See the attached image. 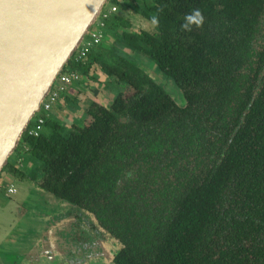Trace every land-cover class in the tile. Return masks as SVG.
I'll return each instance as SVG.
<instances>
[{
  "label": "trees",
  "instance_id": "trees-1",
  "mask_svg": "<svg viewBox=\"0 0 264 264\" xmlns=\"http://www.w3.org/2000/svg\"><path fill=\"white\" fill-rule=\"evenodd\" d=\"M194 8L203 26L181 31ZM141 13L149 23L159 15L155 32L133 33L116 14V45L155 62L186 105L138 57L112 47L115 65L100 62L102 69L134 93L90 110L93 120L70 132L38 113L29 127L46 117L42 134L26 132L15 154L26 145L43 166L44 187L90 210L123 244L117 264H226V247L242 251L244 236L229 212H264V0H151ZM79 68L88 74V65Z\"/></svg>",
  "mask_w": 264,
  "mask_h": 264
},
{
  "label": "flooded vegetation",
  "instance_id": "flooded-vegetation-1",
  "mask_svg": "<svg viewBox=\"0 0 264 264\" xmlns=\"http://www.w3.org/2000/svg\"><path fill=\"white\" fill-rule=\"evenodd\" d=\"M119 2L122 6H119L118 11L105 22L101 42L88 53L82 63L84 67H87V65L89 66L88 74L84 73L83 70H80V80L68 85L66 92L60 96L58 105L56 107L54 105L53 109L49 113V116H53L57 119L56 113L61 102L64 98H66V96H73L67 104V107L71 109L73 116L71 118L62 117V119H59L61 126L64 127L66 131H73L75 127L84 128L86 123L93 120L92 116L89 115V111L92 109L110 110L118 93L124 92L126 95L134 93L132 88L119 84L116 82L117 78L114 79V77L107 75L102 69L100 62L108 65H115L114 60L116 55L114 49H111L112 47L126 53L127 56L138 57V60L142 59V62L148 61L147 63H155L148 57L142 56L141 54L133 55L132 49L126 47L124 43L123 48H120L118 44L116 45L117 40L120 38L114 34V31H111L109 26L110 23H115L116 26L119 25L118 20H116V14H119L126 19L127 24H130L131 27L128 28H131L133 33L139 34L141 30L152 33L155 32V25L151 22L147 23L141 13L142 8L151 3V0H134L131 7L128 5V0H119ZM135 18L141 19V22L135 20ZM262 23H264V18L262 19ZM262 29L263 32L258 36L259 41H257L260 43L263 42L262 40L264 39L262 36L264 34V28L262 27ZM255 46L257 48H255L256 51H263V49L259 48L258 44ZM104 49H110V51H103ZM101 51L105 52L103 54L104 56L102 55L94 61L93 55H97ZM137 63L140 64L139 62ZM101 77H103V79ZM156 83L161 85L158 82ZM81 84L87 85V92H83L82 90L81 92L78 91L79 85ZM177 87L180 89L179 86ZM71 91L76 92L72 95L70 94ZM182 94L186 103L183 91ZM52 111L55 115L52 114ZM82 115H86V117L83 116L81 118ZM84 118L86 119L85 121H83ZM245 142H252V140L247 139ZM239 149L240 153L244 154V146H240ZM27 161H32L30 158L29 148L26 145H22L20 146L19 151L14 154L11 161V168L14 170L9 168L2 172L0 177V202L3 203L4 207L8 206V210L11 213L9 211L7 212H9V215L12 216L13 219L16 218L14 221L16 222V225H14L16 233H20L21 231H35V229L29 226L38 217L36 212L40 211L41 208L46 207L47 203L44 201L45 197H41L39 195L36 199L28 198V200L25 199L22 202H19L20 200H16V198L14 200L15 195L18 193V188L15 187L16 191L14 193L9 191L11 187L7 186L9 178L17 177L19 179H25L27 183L30 182L33 186H36L37 190L40 189L46 192V195H49L47 197H53V201L60 202L59 206L63 205V203L72 205V207L70 206V208L61 211L64 213L59 215L57 222H53V226L48 231H45L47 234L42 240H40V247H35L36 251L30 254L33 263L37 264L40 259H44L49 262L60 258L61 264H91L92 260L102 262V264H117L116 260L119 253L123 250V244L112 236V234L101 224L97 216L90 210L75 204L73 205L63 198L58 196L56 197L51 194L43 185L44 169L42 164L32 161L34 165L33 163L30 165ZM248 163L251 168L255 167L253 162ZM23 188L24 184L23 186L20 185V192ZM241 211L242 212H229V214L237 217L240 221L239 224L243 228L244 236L241 243L242 251H232L226 247V264H264V212H247L249 210ZM39 217L43 219L44 215L40 214ZM20 219L31 223L22 225L18 223ZM28 227L29 229H27ZM9 228L12 229L14 227L9 226ZM67 229L72 231L71 236L72 238H75L73 241L78 245V247H82L80 252L82 253L81 255L84 254L85 257L81 258L80 254L74 255V253L65 248L68 244L64 241L63 235H59ZM229 232L230 229L229 231L228 229H224L222 231V236L224 234L227 235ZM5 234L6 231L0 232V237H3ZM105 240L108 241L109 245L104 244ZM70 245L74 248L72 244ZM97 246H100L103 249L104 256H102L99 247L98 250L95 251V247ZM15 248L16 249L11 252L6 250L1 251L3 256L0 257V264H18L19 259L17 255H14L20 252L18 243L15 244ZM152 261H154L155 264H165V262L161 259H152Z\"/></svg>",
  "mask_w": 264,
  "mask_h": 264
},
{
  "label": "water",
  "instance_id": "water-1",
  "mask_svg": "<svg viewBox=\"0 0 264 264\" xmlns=\"http://www.w3.org/2000/svg\"><path fill=\"white\" fill-rule=\"evenodd\" d=\"M108 4L109 0H0V177Z\"/></svg>",
  "mask_w": 264,
  "mask_h": 264
},
{
  "label": "rangeland",
  "instance_id": "rangeland-1",
  "mask_svg": "<svg viewBox=\"0 0 264 264\" xmlns=\"http://www.w3.org/2000/svg\"><path fill=\"white\" fill-rule=\"evenodd\" d=\"M109 4L105 7L104 11L109 9ZM95 28V26L93 27ZM92 28V29H93ZM142 60V59H141ZM141 60H138V62H140ZM148 61H141L139 66L142 67L144 70L146 66L149 69V74H151V76L155 79L156 82L160 83L165 89L166 91L172 96V98L174 99V101L179 105V106H185V99L183 97L182 91L181 89H179L177 87V85L170 79L168 78L166 75H164L158 68L157 65L155 63H147ZM151 64V65H150ZM58 105V102L55 104V107ZM55 109V108H54ZM52 114H54V112L52 111ZM58 115V114H56ZM30 165H32V161H27ZM34 165V163H33ZM49 195H45V199L44 201L47 203L46 207H43L40 209V211L36 212L37 214V218L35 219L34 222H32V224L29 227H32L33 229H35V231L33 232H23L21 231L20 233L17 232L16 237H14L15 240V244L18 243L19 247H20V252L18 254H14L17 255L19 261L18 264H34L33 260L31 259L30 254L32 252H35L36 248L40 247V240H42L47 232H45L46 230L48 231L52 226H53V222H57V220L59 219V215L63 214L64 211L67 208H70V206L72 207V205L70 204H66L63 203V205H60V202H56L53 201L54 199H52L53 197H47ZM65 204V205H64ZM43 210V211H42ZM43 214L44 218H40L39 215ZM29 227L27 229H29ZM70 229L65 230L64 232L60 233L59 236L63 235L64 241L67 242V247H65L66 249L70 250L72 253L75 254H82L80 252L82 247H78V245L73 241V239L71 236L72 231H69ZM73 245L74 248L71 247V245ZM105 245H109L108 241L105 240L104 242ZM99 250L102 254V256H104V251L100 246L95 247V251ZM81 258L85 257V255H81ZM61 264L60 258H57L56 260L53 261H45L44 259H40V261L38 260L37 264ZM91 264H102V262H98V261H94L92 260Z\"/></svg>",
  "mask_w": 264,
  "mask_h": 264
},
{
  "label": "built area",
  "instance_id": "built-area-1",
  "mask_svg": "<svg viewBox=\"0 0 264 264\" xmlns=\"http://www.w3.org/2000/svg\"><path fill=\"white\" fill-rule=\"evenodd\" d=\"M109 6V9L103 11L95 28L91 30L84 43L73 56L74 65L68 66L56 80L52 91L43 103L39 114H45L48 117L54 105L58 102L60 96L66 92L68 85L80 80V64L84 62L88 53L101 42L106 20L110 19V17L118 11V6L116 4ZM45 118L46 117H43L42 115L37 118L33 126L27 129L26 132L28 136L36 138L42 134L43 126L46 121ZM15 189L16 188L14 186H11L9 191L14 193L16 191Z\"/></svg>",
  "mask_w": 264,
  "mask_h": 264
},
{
  "label": "crops",
  "instance_id": "crops-1",
  "mask_svg": "<svg viewBox=\"0 0 264 264\" xmlns=\"http://www.w3.org/2000/svg\"><path fill=\"white\" fill-rule=\"evenodd\" d=\"M134 0H128V5L129 7H131V4H133ZM135 20H138L141 22V19L135 18ZM148 23V22H147ZM104 77V76H103ZM103 77H101L103 79ZM105 79V77H104ZM87 85H79V90L81 92V90L84 92H87ZM75 90V89H72ZM77 91V90H76ZM76 91H71L70 94H74ZM78 93V92H77ZM88 94V93H87ZM73 96L68 95L66 96V98H64V100L61 102V104L58 107V111L56 114L57 119L59 120L60 118L62 119L67 117V118H71L73 116V113L71 112V109L67 107V104L70 102V99H72ZM107 100V99H106ZM86 117V115H82V117ZM86 119L84 118L83 121H85ZM24 184V188L23 190H21L20 192V185L23 186ZM7 186H14L16 188H18V193L17 195L12 196L14 197V200L16 198V200H20L19 202H22L23 200L30 198H37V196H41V197H45L46 192H44L43 190L38 189L36 186H33L30 182H26L25 179H19L17 177L14 178H9L8 182H7ZM36 187V188H35ZM9 207L8 206H3V203L0 202V232H4L6 231V234L3 237H0V257L3 256V253L1 251H14L15 248V240L14 237H16L17 233L15 231V226L16 222L14 218L12 216L9 215ZM9 211V212H7ZM11 213V212H10ZM18 223L24 225V224H30L31 222L20 219L18 221ZM9 226H12L14 228L10 229Z\"/></svg>",
  "mask_w": 264,
  "mask_h": 264
},
{
  "label": "clouds",
  "instance_id": "clouds-1",
  "mask_svg": "<svg viewBox=\"0 0 264 264\" xmlns=\"http://www.w3.org/2000/svg\"><path fill=\"white\" fill-rule=\"evenodd\" d=\"M162 9H158V12ZM205 17L199 8L192 9L189 13H186L183 18V23L180 25L181 31L191 32L193 28H201L204 24ZM151 23L155 26L159 25V15H153Z\"/></svg>",
  "mask_w": 264,
  "mask_h": 264
},
{
  "label": "bare ground",
  "instance_id": "bare-ground-1",
  "mask_svg": "<svg viewBox=\"0 0 264 264\" xmlns=\"http://www.w3.org/2000/svg\"><path fill=\"white\" fill-rule=\"evenodd\" d=\"M114 14H115V13H114ZM68 66H69V65L67 64V66L65 67V69H66ZM65 69H64V70H65ZM58 78H59V77H58Z\"/></svg>",
  "mask_w": 264,
  "mask_h": 264
}]
</instances>
